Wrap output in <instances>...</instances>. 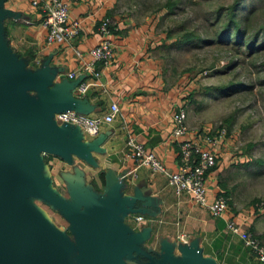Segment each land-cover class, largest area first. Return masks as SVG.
Segmentation results:
<instances>
[{
    "label": "crops",
    "instance_id": "0c3cea01",
    "mask_svg": "<svg viewBox=\"0 0 264 264\" xmlns=\"http://www.w3.org/2000/svg\"><path fill=\"white\" fill-rule=\"evenodd\" d=\"M66 2L69 19L79 21L78 33L69 44H49L41 7L31 0H0L3 45L22 74L47 81L23 93L39 103L41 95L57 89L62 99L51 123L53 136L64 146L37 152L41 190L28 193L29 205L65 239L76 237L73 220L79 212L107 214L108 226L128 246L121 252L122 264H264L226 227L227 220L234 219L264 242V201L256 202L255 194L245 206L233 199L223 213L213 215L187 193H176L165 174L138 165L130 155L127 139L132 136L168 169L178 170V142L201 133L188 126L180 137L171 134L173 113L183 99L180 88L164 81L152 54L158 39L119 11L117 0ZM103 17L115 27L114 54L106 65L95 63L99 73L93 75L80 65L91 59L88 49L100 38L97 25ZM71 71L73 77L68 76ZM81 83L87 85L83 92ZM110 103H116L118 111L111 121H102L95 134L80 125L69 130L56 116L61 110H81L97 117ZM229 142L222 137L214 147L216 163L206 173L208 202L219 194L229 202L224 194L227 168L244 158L234 154ZM202 144L210 145L205 140ZM252 164L254 176V160Z\"/></svg>",
    "mask_w": 264,
    "mask_h": 264
},
{
    "label": "rangeland",
    "instance_id": "374dc122",
    "mask_svg": "<svg viewBox=\"0 0 264 264\" xmlns=\"http://www.w3.org/2000/svg\"><path fill=\"white\" fill-rule=\"evenodd\" d=\"M115 7L158 39L152 54L167 85L182 92L187 126L209 136L224 129L244 156L227 168L228 204L264 201V0H117ZM68 240L62 257L78 264L76 239Z\"/></svg>",
    "mask_w": 264,
    "mask_h": 264
},
{
    "label": "water",
    "instance_id": "95a60500",
    "mask_svg": "<svg viewBox=\"0 0 264 264\" xmlns=\"http://www.w3.org/2000/svg\"><path fill=\"white\" fill-rule=\"evenodd\" d=\"M1 32L0 26V264H69L61 253L72 242L48 228L26 198L41 190L37 152L64 146L51 123L62 99L57 89L41 95L39 103L26 97L23 89H40L47 81L20 72ZM73 225L78 264H122L128 246L108 226L107 214L83 210Z\"/></svg>",
    "mask_w": 264,
    "mask_h": 264
},
{
    "label": "built area",
    "instance_id": "2783aa9c",
    "mask_svg": "<svg viewBox=\"0 0 264 264\" xmlns=\"http://www.w3.org/2000/svg\"><path fill=\"white\" fill-rule=\"evenodd\" d=\"M31 4L41 7L43 13L42 25L46 28V42L49 44L70 43L76 37L79 30V21L69 19L68 4L66 0H31ZM18 17H14L17 19ZM114 26L111 25L108 17L100 19L97 30L99 33L98 42L88 49L91 56L89 61L81 62V69L98 75L95 70V63L106 65L110 63L114 54V45L111 39ZM75 54L81 56L82 52L74 48ZM75 75L74 71L68 73L69 77ZM86 83L79 85L80 90L85 91ZM118 111L116 103H110L109 109L100 116L93 117L76 110H62L56 116L62 122L70 125H80L85 131L95 134L99 130L102 121H111ZM186 109L183 103L179 104L173 113V127L171 134L174 137L184 135L188 126L186 124ZM224 129L216 135L196 133L193 138H184L178 142V153L180 166L178 170L168 169L150 150L130 136L127 143L130 146V155L138 165L148 166L152 171H158L166 175L168 183L176 193H187L192 201L199 205L207 206L213 215L223 213L227 207V199L224 195H217L211 202L207 201L206 195V173L216 163V151L214 147L224 134ZM202 140L208 142L204 146ZM226 227L229 231L239 235L243 244L260 261H264V242L251 234L248 230L242 229L241 225L234 219H228Z\"/></svg>",
    "mask_w": 264,
    "mask_h": 264
},
{
    "label": "trees",
    "instance_id": "16d2710c",
    "mask_svg": "<svg viewBox=\"0 0 264 264\" xmlns=\"http://www.w3.org/2000/svg\"><path fill=\"white\" fill-rule=\"evenodd\" d=\"M231 14H233V12H231ZM231 17H232V15H230ZM236 25H237V27L236 28H238L239 26H238V24L236 23Z\"/></svg>",
    "mask_w": 264,
    "mask_h": 264
}]
</instances>
